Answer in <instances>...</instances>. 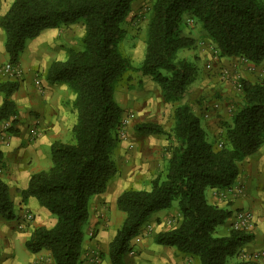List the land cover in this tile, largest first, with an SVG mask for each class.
Returning <instances> with one entry per match:
<instances>
[{
    "label": "trees",
    "instance_id": "16d2710c",
    "mask_svg": "<svg viewBox=\"0 0 264 264\" xmlns=\"http://www.w3.org/2000/svg\"><path fill=\"white\" fill-rule=\"evenodd\" d=\"M134 1L13 0L0 16L8 63L14 67L25 42L43 30L77 23L83 26L82 48L70 49L66 58L52 61L45 72L48 83L65 84L73 94V142L53 141L50 166L32 173L21 191L23 201L34 197L55 217L51 227L34 228L25 243L32 253L48 250L54 264L81 262L89 202L106 190L118 171L114 155L120 142L122 109L114 92L127 71L134 69L158 83L163 101L179 102L197 74L192 60L177 55L194 44L184 31L185 15L199 22L219 58L236 57L253 64L264 61V0H153L143 56L133 67L119 45ZM239 83V102L216 146L207 140L199 117L186 103L175 107L168 130L154 122L134 125L137 133L163 135L168 142L167 156L149 189L128 188L117 196L116 207L124 218L108 246L111 264H120L132 250L130 241L149 215L173 202L179 217L154 235L155 244L195 257L198 264H258L250 259L230 261L254 234L231 228L226 235H217L216 227L232 211L206 197L207 189L230 188L239 163L264 144V78L254 82L240 79ZM18 87V78L0 79V122L15 121L17 110L11 95ZM7 131L12 132V126ZM0 215L7 220L16 218L8 186L2 180Z\"/></svg>",
    "mask_w": 264,
    "mask_h": 264
},
{
    "label": "crops",
    "instance_id": "0c3cea01",
    "mask_svg": "<svg viewBox=\"0 0 264 264\" xmlns=\"http://www.w3.org/2000/svg\"><path fill=\"white\" fill-rule=\"evenodd\" d=\"M12 1L0 0V16L6 12ZM81 29L83 33V26ZM41 34H44V37L35 39L28 45V53L23 51L24 53L22 52L19 57L18 66L23 70V73L18 78V89L11 95L17 110L15 121L0 122V180L8 186V193L16 214V218L12 220H7L0 215V264H32L39 258H46L54 263L48 250L42 249L32 253L26 248L25 243L34 228L51 227L55 223V217L34 197H28L24 201L21 199V191L26 188L30 175L50 166V145L54 140H61L59 132L62 125L69 124V130H71L75 122L74 115H72L73 110L70 108L69 112L67 106L71 105L73 94L65 84L48 83L44 75L51 62L47 61L44 65L43 61L38 59V55H42L45 49L51 48V44L52 46L56 44H54V40L57 37H61L63 40L64 36L61 32L58 33V28L47 29ZM4 41L5 33L0 27V69L8 62ZM57 45L60 46V44ZM26 55L29 56V59ZM263 65L264 61L253 64L241 58L223 57L217 64L213 63V82L221 77L224 79V87L227 89L234 77L254 82L259 75L257 69ZM252 67L253 70H249ZM39 68H41V72L43 71L42 75L35 73L40 70ZM255 70L256 72L252 73ZM35 76L41 81L43 92H40L36 87L34 81L37 78ZM5 78L0 75V79ZM226 79L230 81H226ZM227 89L224 90V96L227 95ZM1 102L2 95L0 94V104ZM215 112L216 115L213 119L204 121L203 125L206 137L214 145L219 143L218 132L222 129L221 125L225 121L221 111L215 110ZM69 116L71 117L70 121H68ZM10 125L12 132H8L6 129ZM258 149L239 163L238 176L233 186L226 189L206 190V197L210 203L227 207L232 211L231 216L216 227L217 235H226L229 232L234 211L248 205L254 214L255 227L252 231L254 238L240 249L246 255L264 250V216H262L261 209H264L262 191L264 189V149L259 151ZM238 184L242 186L241 192H237L235 187ZM108 190L110 193L107 194ZM122 190V188L115 190L113 184L110 187L108 184L103 193L91 198L89 218L83 228L82 253L79 264H83L86 255H89L95 248L100 249L103 254L102 264H111L107 256L108 246L124 218V214L116 208V198ZM211 193H213V197L210 199ZM222 194L224 196H220ZM25 211L31 212L33 219L19 228V219ZM172 215L179 217L176 202H173L167 209L151 213L141 225L137 235L130 241L133 254L127 253L120 264H186L187 257L192 259V256L180 253L173 247L153 242V237L157 232L170 227L168 220ZM92 228L94 236L90 239L88 231ZM192 261L194 264H198L195 257Z\"/></svg>",
    "mask_w": 264,
    "mask_h": 264
},
{
    "label": "rangeland",
    "instance_id": "374dc122",
    "mask_svg": "<svg viewBox=\"0 0 264 264\" xmlns=\"http://www.w3.org/2000/svg\"><path fill=\"white\" fill-rule=\"evenodd\" d=\"M152 1L153 0H135L125 23L123 24L125 37L120 42L119 48L123 55L129 59L133 67L138 66L143 56L146 22L149 16ZM183 21L184 31L193 38L194 44L190 49L179 50L177 55L178 57L183 56L192 60L197 67V74L195 80L188 86L184 97L179 102L163 101L159 84L152 80L149 76H142L140 72L134 69L127 71L116 85L114 97L122 109L121 123L119 126L120 142L114 155L118 171L108 183L109 187L113 184L115 190L119 188H122L123 190L128 188L149 189L150 181L159 173V171L163 169L165 164L167 156L166 147L168 144L165 137L158 134L137 133L134 130V125L136 123L154 122L160 124L165 130H168L173 124V111L175 107L180 103H186L189 105L191 112L199 117L203 129L204 121L211 120L214 115H216L215 110L217 112H222V117L225 121L221 125L222 129L218 132V141L222 142L225 126L230 121L231 115L239 102L241 95L239 80L243 78H232L229 89L224 87V79L221 77V79L218 78L213 82V63L217 64L221 58L217 56L213 42L207 37L204 30L200 27L199 22H195L188 15L184 16ZM57 28L58 33L61 32L64 38L62 40L61 37H57V39L54 40V44L56 43L55 45L52 46L51 44V48L45 49L42 55H38V59L43 61L44 65L47 61L52 62L54 60L66 58L70 49L82 48V24L77 23ZM41 33H39L36 38L34 37L27 40L24 44L22 52L24 51L28 53V45L33 43L35 39L38 40L44 37V34ZM57 44H60V46ZM26 57L29 59L28 55H26ZM17 67L20 70V75L18 76L19 78L22 76L23 70L19 66ZM39 69L40 70L35 73H41L42 75L43 71L41 72V68ZM249 70H253V67L252 69L249 68ZM257 71L259 75L256 80L264 78L262 66L257 69ZM255 72L256 70L252 71V73ZM219 75L221 76V73H219ZM35 77L37 78L34 81L36 87L40 92H43V85L41 84V81L37 76ZM227 80L228 79H226V81ZM226 89L227 95L224 96V90ZM228 99L230 100L228 101ZM67 106L69 112L70 108H72L74 111V113L72 111V115H74V118L76 119L72 103ZM219 106L220 108H218ZM70 120L71 117L69 116L68 121ZM59 134L61 141H72V133L71 130H69V124L62 125ZM207 140L211 142L210 139L207 138ZM260 149H264V144L260 146L258 151ZM235 187L237 192L242 191V186L240 184ZM262 191L264 195V189ZM108 193H110L109 190L107 194ZM220 196L224 195L222 194ZM212 197L213 193L210 194V199ZM261 209L263 212L262 216H264V209ZM236 212L251 213L252 222L248 224L247 230L253 231L255 227V219L254 214L251 212L248 205L233 212L231 225L234 222L233 215ZM176 220L177 216L172 215L168 220V223L171 226L176 223ZM89 232L92 233L91 236L88 234L91 239L94 236V229H89L88 233ZM129 253L133 254V250H130ZM91 255L92 258L95 255L100 257L102 261L103 254L101 250L95 248L91 250L89 255H86L85 260H83V264H86L87 261H89ZM238 258L250 259L256 261L258 264H264V250L255 251L249 255L239 251L237 257L231 258L230 261L238 260ZM192 259L187 257L186 264H194Z\"/></svg>",
    "mask_w": 264,
    "mask_h": 264
},
{
    "label": "built area",
    "instance_id": "2783aa9c",
    "mask_svg": "<svg viewBox=\"0 0 264 264\" xmlns=\"http://www.w3.org/2000/svg\"><path fill=\"white\" fill-rule=\"evenodd\" d=\"M17 66L14 67L7 62L1 67L0 75L6 78H13V79L18 78V76L20 75V70L18 69ZM262 68L264 73V65L262 66ZM233 218H234V222L232 223L231 228H244L247 230L248 224L252 222V215L250 212H236L233 215ZM32 219H33L32 213L29 211H25L19 219L18 227L22 228L23 225H25V223L30 222ZM88 234L89 236L92 235V233L90 232ZM32 264H54V263L46 258H39L33 261ZM86 264H102V261L100 257L95 255L92 258L91 255V258L89 259V261H87Z\"/></svg>",
    "mask_w": 264,
    "mask_h": 264
}]
</instances>
